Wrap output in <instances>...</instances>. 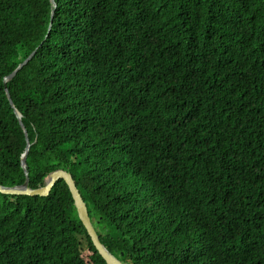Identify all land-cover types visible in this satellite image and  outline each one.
Listing matches in <instances>:
<instances>
[{
    "label": "trees",
    "instance_id": "16d2710c",
    "mask_svg": "<svg viewBox=\"0 0 264 264\" xmlns=\"http://www.w3.org/2000/svg\"><path fill=\"white\" fill-rule=\"evenodd\" d=\"M0 0V183L69 171L125 264H264V0ZM34 54L4 84L32 51ZM0 264H107L69 187L0 192Z\"/></svg>",
    "mask_w": 264,
    "mask_h": 264
},
{
    "label": "water",
    "instance_id": "95a60500",
    "mask_svg": "<svg viewBox=\"0 0 264 264\" xmlns=\"http://www.w3.org/2000/svg\"><path fill=\"white\" fill-rule=\"evenodd\" d=\"M51 2L53 3V9L51 12V18H52L54 15L55 7L57 3L55 2V0H51ZM34 52L35 50L32 51L21 63H19L18 66L10 74L4 77V84H6V82L10 80L17 73V71L29 61V59L32 57ZM5 90H6L8 100L11 106L13 107V111L16 114L19 120V123L25 133L26 148H25L24 153L21 156V166L25 170L26 179L23 183L16 184V185H3L0 183V192L7 193V194H28V195H42V196L44 195L45 196L50 193V190L54 186L56 181H58L59 179H64L72 194L74 205L77 209L78 216L80 220L82 221L83 225L85 226L87 233L91 237L92 242L97 248V250L99 251V253L106 260L107 264H125L102 243L99 237V234L97 233L91 221L87 204L83 196L81 195L72 174L69 171L62 169V168L56 169L50 172L46 176L44 185L36 187V188L29 186L28 171L26 169V156L30 148V140L27 134V129L25 128V125L21 119L22 115L19 112V110L16 108L6 85H5Z\"/></svg>",
    "mask_w": 264,
    "mask_h": 264
}]
</instances>
